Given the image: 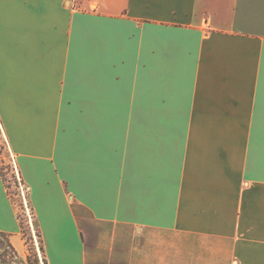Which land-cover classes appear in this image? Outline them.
Listing matches in <instances>:
<instances>
[{
  "label": "crops",
  "instance_id": "crops-1",
  "mask_svg": "<svg viewBox=\"0 0 264 264\" xmlns=\"http://www.w3.org/2000/svg\"><path fill=\"white\" fill-rule=\"evenodd\" d=\"M84 7L0 0L2 155L48 264H264V0ZM0 232L25 259L1 167Z\"/></svg>",
  "mask_w": 264,
  "mask_h": 264
},
{
  "label": "rangeland",
  "instance_id": "rangeland-1",
  "mask_svg": "<svg viewBox=\"0 0 264 264\" xmlns=\"http://www.w3.org/2000/svg\"><path fill=\"white\" fill-rule=\"evenodd\" d=\"M142 111L143 112L139 114L145 115V109H142ZM135 126V130L140 133V138L145 137L147 125L137 124ZM3 147L4 138L0 132V167L6 178V184L9 187L11 196L14 198L18 206L20 224L24 232L23 238L27 245V254H29L31 258L30 261L22 263L18 258L11 257V259H13L12 264H45V255L44 251L41 249L42 242L39 237V226L29 200L28 194L30 189L20 177L12 158L9 161L7 160L8 162L3 158Z\"/></svg>",
  "mask_w": 264,
  "mask_h": 264
},
{
  "label": "trees",
  "instance_id": "trees-1",
  "mask_svg": "<svg viewBox=\"0 0 264 264\" xmlns=\"http://www.w3.org/2000/svg\"><path fill=\"white\" fill-rule=\"evenodd\" d=\"M1 171H2V169H1ZM2 175H3V178H4V182H5L6 188L8 189V192L10 193L9 187L6 184V178H5L4 174H3V172H2ZM21 229H22V234L24 235L22 226H21ZM39 237H40L41 242H42L41 249H42V251H44V255H45L44 262H45V264H48L40 228H39ZM11 257L18 258L19 261L22 262V263H24L25 261H30L31 260L29 254H27L25 259L19 258L16 249L14 248V246L12 245V243L10 241L9 235L7 233L0 232V264H12L13 263V259H11Z\"/></svg>",
  "mask_w": 264,
  "mask_h": 264
},
{
  "label": "built area",
  "instance_id": "built-area-1",
  "mask_svg": "<svg viewBox=\"0 0 264 264\" xmlns=\"http://www.w3.org/2000/svg\"><path fill=\"white\" fill-rule=\"evenodd\" d=\"M69 5L73 10H83L87 11L84 7V3L86 0H68ZM91 11H96V8L94 7L93 9H90Z\"/></svg>",
  "mask_w": 264,
  "mask_h": 264
}]
</instances>
